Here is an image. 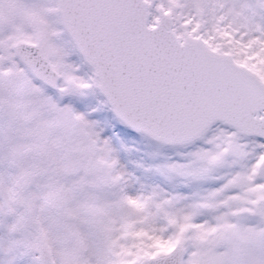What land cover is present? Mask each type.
I'll return each mask as SVG.
<instances>
[{
	"label": "snow or ice",
	"instance_id": "snow-or-ice-1",
	"mask_svg": "<svg viewBox=\"0 0 264 264\" xmlns=\"http://www.w3.org/2000/svg\"><path fill=\"white\" fill-rule=\"evenodd\" d=\"M0 264H264V0H0Z\"/></svg>",
	"mask_w": 264,
	"mask_h": 264
}]
</instances>
